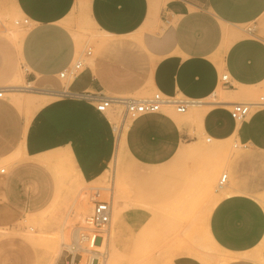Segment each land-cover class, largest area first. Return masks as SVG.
I'll use <instances>...</instances> for the list:
<instances>
[{"label": "crops", "instance_id": "1", "mask_svg": "<svg viewBox=\"0 0 264 264\" xmlns=\"http://www.w3.org/2000/svg\"><path fill=\"white\" fill-rule=\"evenodd\" d=\"M0 4H9L8 12L30 21L18 42L10 39L25 70V75H15V82L49 100L28 120L13 101L0 98V229L14 227L52 204L56 182L44 164L49 155L68 152L80 168L90 170L104 168L114 150L103 114L91 103L57 93L135 99L161 93L197 105L181 118L165 107L162 113L132 121L124 136L125 152L153 167L204 138L238 142L241 150L231 160L229 180L222 188L227 195L212 209L208 230L219 250L227 253L226 264H264V203L259 199L264 197V110L242 123L230 115L234 103L253 94L259 97L264 83L259 28L264 0H0ZM79 17L88 19L98 35L86 48L92 53L78 78L63 81L60 73L79 56ZM250 25H255L251 32L243 29ZM224 74L231 87L222 86ZM220 87L224 99L210 102ZM122 217L115 224L118 249L115 238ZM176 264L201 263L182 259Z\"/></svg>", "mask_w": 264, "mask_h": 264}, {"label": "rangeland", "instance_id": "2", "mask_svg": "<svg viewBox=\"0 0 264 264\" xmlns=\"http://www.w3.org/2000/svg\"><path fill=\"white\" fill-rule=\"evenodd\" d=\"M9 9V4H0V89L15 86L18 91L5 93L3 97L13 101L31 120L35 108L42 106L24 101L35 96L49 100L28 92L24 83L15 82V75H25V70L10 37L17 30L25 31L28 27L16 25L23 20L22 14H12ZM87 21L84 17L76 20L81 43L78 58L83 57V51L96 41L98 35ZM259 28L260 37L264 39V20ZM243 29L254 30L255 25ZM257 93L264 95V83ZM257 100V95L253 94L244 102ZM209 101L216 102L213 98ZM169 113L175 118L183 116L175 110ZM191 113L189 109L186 115ZM103 116L114 139V150L105 167L84 170L78 166L73 154L49 155L44 164L56 182L55 198L42 213L26 217L14 227L0 229V264H67L69 258L65 247L72 243L75 231L84 225L91 212L86 205L89 191L101 187L118 190L123 206V217L115 238L121 255L117 264H176L182 259L219 264L227 253L213 242L208 221L214 206L227 195L219 188V181L223 174L229 173L231 160L241 150L240 144L234 139L209 143L204 138L197 144L183 146L164 165L143 166L125 152L124 136L131 121L122 125V108H113ZM102 193L112 199L111 191L102 190ZM82 197H85L83 206ZM259 199L264 203V197ZM57 250H61L58 256L55 255Z\"/></svg>", "mask_w": 264, "mask_h": 264}, {"label": "built area", "instance_id": "3", "mask_svg": "<svg viewBox=\"0 0 264 264\" xmlns=\"http://www.w3.org/2000/svg\"><path fill=\"white\" fill-rule=\"evenodd\" d=\"M28 27L30 21L23 18L16 25ZM249 29L248 32H251ZM92 51L87 49L83 57L73 61L67 69L59 75L63 81H73L81 74L85 66V58L91 56ZM224 87H231V79L228 74L221 77ZM5 89H0V98H4ZM66 99H77L93 104L96 111L102 114L113 108H122L123 123L134 121L142 116L162 113L165 107H172L179 115H185L190 107L197 105L179 98L168 99L161 93H155L146 99H135L126 97H106L104 95L90 93H71L63 90L57 93ZM264 110V95H260L255 102L234 103L230 111L231 118L236 123H242L249 119L255 112ZM210 142V139L207 140ZM237 147V146H235ZM5 173V169L1 170ZM228 174H223L219 181V188H224L228 183ZM89 203L91 212L84 220V225L75 231L74 240L65 247L69 261L67 264H108L109 240L108 232L112 222L113 207L111 197L106 198L100 188H91L89 191Z\"/></svg>", "mask_w": 264, "mask_h": 264}, {"label": "bare ground", "instance_id": "4", "mask_svg": "<svg viewBox=\"0 0 264 264\" xmlns=\"http://www.w3.org/2000/svg\"><path fill=\"white\" fill-rule=\"evenodd\" d=\"M25 31L23 30H17V32L13 33L12 36L10 37V39L12 38L13 40L15 41H19L21 39V37L24 35ZM11 39V40H12ZM23 39V38H22ZM20 46V45H19ZM21 78V77H20ZM21 82V81H19ZM7 95L9 93H12L13 94L18 91L16 89L15 86H10V87H5L4 88ZM28 91V90H27ZM26 91V92H27ZM22 92V91H21ZM25 92V91H24ZM28 92H31V91H28ZM35 92V91H33ZM41 92V91H40ZM28 94V93H27ZM219 95V96H218ZM45 96V95H44ZM42 96V97H44ZM225 96V95H224ZM36 97V96H35ZM33 97V98H27L24 102H26L27 104L29 105H35L36 107L37 106H44L46 105L49 101L45 100V99H38V97ZM46 97V96H45ZM47 98V97H46ZM216 102L218 101H222L223 98V91L222 90H219L218 91V94L216 95V93L214 94V96L212 97ZM21 100V99H20ZM22 102V100H21ZM167 108V107H166ZM172 109V107H169ZM186 115V114H185ZM121 128V127H120ZM121 131V130H120ZM122 135V134H121ZM210 139V138H209ZM208 139H206L207 141ZM214 140L210 139V142H213ZM223 145V144H222ZM225 146V145H224ZM221 148V147H220ZM219 154V153H218ZM208 179V178H207ZM102 190H104L105 192L108 190V191H111V195L112 196V207H113V215H112V222H111V226H110V229H109V232H108V240H109V247H110V254H109V264H117L118 261L120 260V250L115 246L114 244V235H115V224L116 222L118 221V219L122 216L123 214V206L121 204V201H120V196L118 194V190L115 192V189L114 187H111V188H106V187H101ZM85 197H82V206L85 205V200H84ZM262 199V198H261ZM89 202V201H88ZM88 207H90L91 209V206L89 203L86 204ZM212 206V204H211ZM77 216V215H76ZM205 219V218H204ZM66 224H67V221L66 223L64 224L65 227H66ZM207 228V227H206ZM207 237L209 238V236L207 235ZM61 251V250H60ZM59 250H57L55 252V255L58 256V254L60 253ZM220 263L219 264H226L228 262L227 259H222V260H219Z\"/></svg>", "mask_w": 264, "mask_h": 264}]
</instances>
